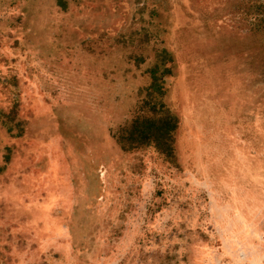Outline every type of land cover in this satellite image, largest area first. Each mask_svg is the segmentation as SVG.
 <instances>
[{"label":"rangeland","instance_id":"obj_1","mask_svg":"<svg viewBox=\"0 0 264 264\" xmlns=\"http://www.w3.org/2000/svg\"><path fill=\"white\" fill-rule=\"evenodd\" d=\"M254 4L0 0V264H264ZM156 97L174 164L114 138Z\"/></svg>","mask_w":264,"mask_h":264},{"label":"trees","instance_id":"obj_2","mask_svg":"<svg viewBox=\"0 0 264 264\" xmlns=\"http://www.w3.org/2000/svg\"><path fill=\"white\" fill-rule=\"evenodd\" d=\"M247 12H253L255 17L258 12L264 15V5L255 6L254 4L253 7L247 8ZM257 22H259V32L264 33V19ZM160 55L161 62L172 63L173 60L169 53L164 51ZM162 69L161 75H158L159 65L155 64L149 71L152 79L151 90L159 95H164L161 85L163 77L172 74L171 66H164ZM156 98L153 102H144L143 106L146 108L141 109V112L132 118L126 127L118 129L117 133L114 134V138L125 152L151 150L169 163L174 164L176 163L174 134L177 130L178 121L175 116L164 108L161 99Z\"/></svg>","mask_w":264,"mask_h":264}]
</instances>
